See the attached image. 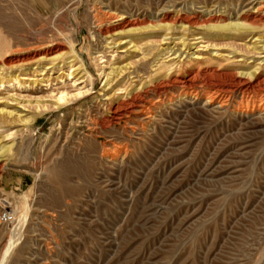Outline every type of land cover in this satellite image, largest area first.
<instances>
[{
  "label": "rangeland",
  "instance_id": "obj_1",
  "mask_svg": "<svg viewBox=\"0 0 264 264\" xmlns=\"http://www.w3.org/2000/svg\"><path fill=\"white\" fill-rule=\"evenodd\" d=\"M219 5L235 23L264 0H0V66L50 43L75 51L72 70L0 69V264H264V101L251 116L176 85L148 91L115 126L101 122L116 97L168 75L264 72V30L177 21L183 6ZM106 13L141 26L106 38L102 25L118 23L102 24Z\"/></svg>",
  "mask_w": 264,
  "mask_h": 264
},
{
  "label": "bare ground",
  "instance_id": "obj_2",
  "mask_svg": "<svg viewBox=\"0 0 264 264\" xmlns=\"http://www.w3.org/2000/svg\"><path fill=\"white\" fill-rule=\"evenodd\" d=\"M170 9L171 8H164L161 11L163 18H167L170 15ZM222 9L223 8L220 7V5L212 6V8L204 6L200 13H197L193 10L191 11L189 7L183 6L177 12L178 14L182 13L179 15L177 21L181 24V28L183 27L182 24H185L192 27L198 26L199 28L206 31H213L217 33L232 31L235 33L252 34L256 33L257 30H264V7L257 8L258 14L256 15H247L242 13L241 15L237 16V21L235 23L224 22L225 19H223V12H221ZM174 10H176V7ZM189 12L191 14H186ZM107 13L105 14L104 20L101 21L102 24L109 23L112 20H115V22L118 23L114 26L102 25L100 34L106 38L116 35L135 33L141 26L140 22L142 21H140V17L137 15L125 13L121 16L113 17ZM218 14H220V16H218ZM163 26L166 30L171 29L168 27L167 23L163 24ZM260 37L258 39L261 40ZM56 44L50 43L41 49H35L33 52L29 51L30 53L27 51L28 53L23 59L9 58L6 61V64L0 66V69H4L7 67V65H9L10 69H13V67L18 66L17 64L29 65L43 61H48L50 63L61 61L60 63L69 65V69L72 70L74 67L72 64V58L75 56V51L71 49L68 53L63 52L61 47ZM69 59H71V61L68 62L67 60ZM66 61L68 63H66ZM210 66L208 65L197 69L192 68L187 73H181L179 76L170 77L168 75L163 79H159L158 83L156 84L151 82L147 87H150V89H146L144 91L140 90L137 92L136 90L131 91L124 98L116 97L109 105L107 114L102 118V126H115L125 117L137 114V110L141 107V104L148 99L150 94L149 92L160 95V93L165 92L170 87L176 85L191 89L198 86L205 88L206 91L203 92V97L208 99L207 103H209L208 105H210V107L214 106L215 104L223 107L228 101L232 99V108L237 109V112L242 111V113L252 116V114H254L256 111L262 109L261 107L264 97L261 95L264 93V72L258 73L259 69H256L252 72L236 73L235 69H232V72H230L227 69L222 70ZM81 67H83V65ZM183 69L184 67L180 68V70ZM75 70L77 69H74L73 71ZM10 78L15 82L10 86H20V75L11 74ZM8 83L10 84L11 82ZM6 85L7 84L2 80V78H0V88L8 87ZM80 95L81 93L79 96ZM250 95H252L253 98L251 100H247L246 97H249ZM239 96H241V102L239 101L237 103V98ZM66 103L68 104V94L61 92L60 96L57 98V109L62 108ZM236 104L237 106H235ZM144 116H148V114L145 113ZM138 117L140 118L141 116ZM148 118L149 117L146 119ZM51 176L53 179L58 180V182L61 181L60 184L64 181L62 174L60 175L57 171H53Z\"/></svg>",
  "mask_w": 264,
  "mask_h": 264
},
{
  "label": "built area",
  "instance_id": "obj_3",
  "mask_svg": "<svg viewBox=\"0 0 264 264\" xmlns=\"http://www.w3.org/2000/svg\"><path fill=\"white\" fill-rule=\"evenodd\" d=\"M3 219H4L5 221H9V220H10L9 216L6 215V214L3 216Z\"/></svg>",
  "mask_w": 264,
  "mask_h": 264
}]
</instances>
